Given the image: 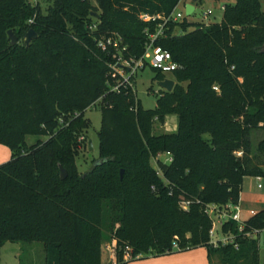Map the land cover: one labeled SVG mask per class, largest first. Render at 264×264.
Masks as SVG:
<instances>
[{
    "label": "trees",
    "instance_id": "16d2710c",
    "mask_svg": "<svg viewBox=\"0 0 264 264\" xmlns=\"http://www.w3.org/2000/svg\"><path fill=\"white\" fill-rule=\"evenodd\" d=\"M234 1L221 24L167 26L156 45L180 69L174 90L160 92L156 109L146 111L130 87L113 91L121 79L114 67L145 55L162 19L143 16L168 17L182 0H52L46 14L30 0H0V145L16 153L0 166V250L42 244L46 264H104L109 241L110 264L197 248L210 264H260L259 242L245 234L264 230V211L245 221L241 235L227 223L236 243L217 248L206 212L239 204L246 178L264 180V140L257 148L252 142L264 130V12L261 0ZM30 30L38 38L26 47ZM97 103L100 160L82 174L76 160L91 126L82 116ZM171 115L177 131L154 135V122ZM28 136L48 140L28 147Z\"/></svg>",
    "mask_w": 264,
    "mask_h": 264
},
{
    "label": "rangeland",
    "instance_id": "374dc122",
    "mask_svg": "<svg viewBox=\"0 0 264 264\" xmlns=\"http://www.w3.org/2000/svg\"><path fill=\"white\" fill-rule=\"evenodd\" d=\"M30 3L34 7H38L43 14H46L48 8L52 5V0H30ZM234 0H203V2L194 4L196 9L191 17H186V7L188 4H192V0H182V3L178 6L176 12L182 13L184 19L188 23L211 26L213 24H221L224 17V7L226 5H234ZM262 10L264 12V0H261ZM181 21V22H182ZM194 29H189L193 31ZM177 35H181V29L176 30ZM166 79L174 80L172 74H167ZM135 90L137 98L142 104V108L146 111L155 110L157 107V101L162 92L159 82L155 80V72L146 68L143 72H140L136 77ZM102 109L101 103L94 104L88 109L82 116L83 120L90 121L91 126L85 132V137H88L86 141L82 140L80 150L81 154L77 157L76 163L78 171L82 174H86L93 169L95 164L100 160L101 142H100V130L102 126ZM178 124V118L176 115L167 117L166 122L161 124L155 121L153 125V134H168L173 133L175 126ZM209 139V136H206ZM48 140L47 136H28L26 143L28 147H32L39 142H45ZM264 140V130H256L252 133V142L255 148L260 142ZM92 144V151H88L87 147ZM16 153H13L8 147L0 145V166L11 161L12 157ZM164 163H169L170 156L162 154L160 158ZM152 166L157 169V159L151 160ZM262 188V189H261ZM240 205L242 209L243 221L249 219L253 214H257L264 211V180L260 178L250 177L244 180L243 191L240 199ZM182 207H185L183 204ZM185 210V209H184ZM220 237V236H218ZM259 242V260L260 264H264V230L254 236ZM113 246L112 243L107 241L102 246V257L104 264H110L112 262ZM148 257H151L148 256ZM46 253L42 244L23 245L18 243H6L0 250V264H46ZM138 260L130 262V264L144 263ZM217 261L215 264H218ZM241 264H247L241 262Z\"/></svg>",
    "mask_w": 264,
    "mask_h": 264
},
{
    "label": "built area",
    "instance_id": "2783aa9c",
    "mask_svg": "<svg viewBox=\"0 0 264 264\" xmlns=\"http://www.w3.org/2000/svg\"><path fill=\"white\" fill-rule=\"evenodd\" d=\"M178 8V7H177ZM168 17H148L143 16L142 19L146 22L156 21L157 19H162V23L158 26L156 32L154 34L149 35V41L146 46L145 55L138 61H134L133 63H127L123 61V59H119V63L114 69L119 73L121 79L118 81V85L113 89L114 92L120 93L121 88H131L133 91L135 90V81L136 77L140 72L146 70V68H150L157 72L162 73L163 75L173 74L176 71H179L180 66L174 62L172 54L163 49L160 46L156 45V41L162 37H165L167 26L171 23L181 22L184 19L182 13H177L176 10ZM33 21H30L32 24ZM108 44H111V40L108 41ZM100 47L104 50L106 49V45L104 43L100 44ZM122 65H126L128 70L122 68ZM215 91L219 92L218 88H214ZM170 156V154H167ZM162 154L158 155L157 159H160ZM172 161L170 156V161ZM260 180H262L260 178ZM262 189V188H261ZM183 207L185 210H188V204H184ZM207 214L211 217L213 226L210 231V239L211 245L215 248L219 246H227L234 245L236 243L237 236L233 232L226 233L224 231V226L229 222H234L238 225L239 235L243 234L245 230V221L242 219V209L240 204L237 205H226V206H218V205H210L207 207ZM255 215V214H253ZM256 234L248 233L245 234V237L252 238ZM220 236V237H218ZM174 249L178 250V246L174 243ZM125 261H130L133 258L132 249L127 247L125 249ZM142 256H138L135 259H141Z\"/></svg>",
    "mask_w": 264,
    "mask_h": 264
},
{
    "label": "crops",
    "instance_id": "0c3cea01",
    "mask_svg": "<svg viewBox=\"0 0 264 264\" xmlns=\"http://www.w3.org/2000/svg\"><path fill=\"white\" fill-rule=\"evenodd\" d=\"M176 131H177V125L175 126L173 133ZM138 260L140 261L144 260L143 261L144 263H140V264H210L209 259H208V252L205 248H197V249H193L189 251L173 253L170 255H164V256H159V257L151 256V257H146V258H142ZM138 260H134L131 262H135ZM127 264H130V262H128Z\"/></svg>",
    "mask_w": 264,
    "mask_h": 264
},
{
    "label": "water",
    "instance_id": "95a60500",
    "mask_svg": "<svg viewBox=\"0 0 264 264\" xmlns=\"http://www.w3.org/2000/svg\"><path fill=\"white\" fill-rule=\"evenodd\" d=\"M203 2V0H192V4H188L186 7V17H191L193 13L195 12V5L197 3ZM95 18H99V15L93 14ZM9 39L13 46H17L19 44V38L14 34L13 31L8 32ZM38 38V34L34 30H30L24 37V43L26 47H30L31 43ZM160 87H162V90H165L166 92H172L175 87V82L170 79H166L164 81L159 82ZM90 151H92V144H89ZM99 164L101 165L102 162L100 161ZM121 179L123 180L124 174H126L124 171L121 172ZM60 175L61 180L65 181L68 179V172L60 166Z\"/></svg>",
    "mask_w": 264,
    "mask_h": 264
}]
</instances>
